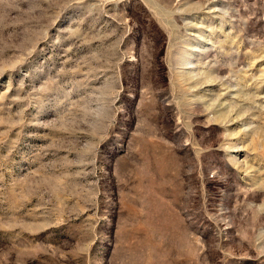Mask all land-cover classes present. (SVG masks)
<instances>
[{
  "label": "rangeland",
  "instance_id": "obj_1",
  "mask_svg": "<svg viewBox=\"0 0 264 264\" xmlns=\"http://www.w3.org/2000/svg\"><path fill=\"white\" fill-rule=\"evenodd\" d=\"M0 264H264V0H0Z\"/></svg>",
  "mask_w": 264,
  "mask_h": 264
}]
</instances>
